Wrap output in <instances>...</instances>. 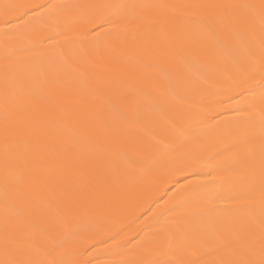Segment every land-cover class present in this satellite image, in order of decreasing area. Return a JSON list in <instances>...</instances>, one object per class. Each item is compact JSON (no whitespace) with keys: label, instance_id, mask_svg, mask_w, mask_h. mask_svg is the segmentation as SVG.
I'll list each match as a JSON object with an SVG mask.
<instances>
[{"label":"snow or ice","instance_id":"snow-or-ice-1","mask_svg":"<svg viewBox=\"0 0 264 264\" xmlns=\"http://www.w3.org/2000/svg\"><path fill=\"white\" fill-rule=\"evenodd\" d=\"M34 7L44 8L43 5L0 4V18L11 26L5 32L6 37L14 38L16 32L44 18L34 12L29 16ZM104 9L110 11L104 12ZM45 14L63 21L62 30L46 39L65 37L70 43L79 44L85 56L89 48L114 47L116 41L128 38L151 56L154 50L162 49V42L169 46L184 42L192 23L199 31L213 37L220 30L240 42L241 53L237 55L221 41L220 47L231 63L217 76L211 71L201 73L205 83L214 85L218 79L226 81L222 91L228 94V100L235 101L231 106L235 116L209 124L207 130L215 134L210 144H196L183 155V160L192 167L201 158L212 161V172L222 184L232 186L229 206L219 207L211 200L196 205L190 201L175 204L167 211H183L171 220L162 223L157 220L156 230L150 235L132 240L121 237L123 243L117 240L120 232L108 236L114 243L108 252L120 259L105 264H264V0L187 5L57 4L48 5ZM176 16L183 20L178 30ZM70 33L76 35L70 37ZM28 51L27 48L7 49L2 65L0 173L4 221L0 232V264H91L77 258L79 253L72 234L48 238L22 230L20 209L30 190L24 179L67 170L74 160L83 158L86 139L74 132L63 135L61 130L68 128L67 120L58 123L38 114L41 106L61 114L71 115V112L53 100V90L59 84L58 70L49 71L41 63L38 74L28 71L22 55ZM60 55L63 57L64 53ZM192 67L199 71V66ZM181 86V81L170 84L173 89ZM218 94L205 90L201 100ZM219 103L223 106V101ZM212 111L210 103L200 111L197 122L205 124L214 120L215 117L209 115ZM198 139L199 133L191 138L193 142ZM174 151L175 147L163 145L159 158L168 157ZM143 171H151V166ZM80 176L83 182L90 180L84 173ZM91 207L92 202L87 197L73 205L81 214L88 213ZM193 216L206 218V223L196 231H191ZM97 242L104 243V240ZM129 244L131 248H127Z\"/></svg>","mask_w":264,"mask_h":264},{"label":"bare ground","instance_id":"bare-ground-1","mask_svg":"<svg viewBox=\"0 0 264 264\" xmlns=\"http://www.w3.org/2000/svg\"><path fill=\"white\" fill-rule=\"evenodd\" d=\"M259 0H0L34 7L33 12L44 17L39 22L6 37L10 30L0 18V98L3 93V58L7 49L27 48L22 53L26 69L38 74L41 63L51 71L58 70L59 84L53 90V100L70 110L71 115L50 111L41 106L39 115L58 123L68 121L63 135L72 132L85 137L83 158L74 160L67 170L59 173L24 179L30 185L28 198L23 203L20 219L22 230L29 234L59 238L72 234L78 259L91 264L120 259L108 252L114 243L107 237L120 232L132 240L152 234L161 223L177 217L175 204L190 201L193 205L211 200L219 207H227L232 186L222 184L212 172V161L201 158L195 167L189 166L183 155L196 144H210L214 133L209 124L235 116L222 91L226 81L218 79L214 85L201 79L202 72L217 76L230 58L220 47L224 42L234 54L241 53V45L234 37L217 30L213 37L189 25L190 34L181 43L169 46L162 42L161 50L144 54L132 38L118 40L114 47L99 50L89 48L85 56L79 44L65 37L49 41L46 37L62 30L63 21L47 16L48 5L92 4L120 5L163 3L187 5L195 3H258ZM104 12L110 10L104 9ZM25 19H28L25 17ZM13 23H18L13 21ZM183 25L176 16L175 27ZM70 33L69 36H75ZM41 41L44 43L41 44ZM63 52L62 57L60 53ZM199 66V71L192 67ZM259 77H257L258 79ZM182 82L181 87L170 84ZM207 90L218 95L201 100ZM260 89H256L259 94ZM236 99H239L237 97ZM223 101V106L219 103ZM214 102V103H213ZM212 103L215 117L205 124L198 123L199 113ZM0 104V114H2ZM217 112L221 114H216ZM184 135H180V133ZM199 133V139L191 138ZM176 148L168 157L159 158L163 145ZM183 145V146H181ZM151 166V171L143 169ZM79 169V172L77 171ZM80 173L90 177L82 181ZM213 176H217L214 180ZM87 197L92 207L86 214L73 209L76 201ZM167 202V203H166ZM223 202V203H222ZM4 221L3 177L0 173V232ZM206 223V218L193 216L191 231ZM103 239L104 243L97 241ZM132 245H127L131 248ZM170 257H161L169 259ZM209 259L211 257H208Z\"/></svg>","mask_w":264,"mask_h":264}]
</instances>
